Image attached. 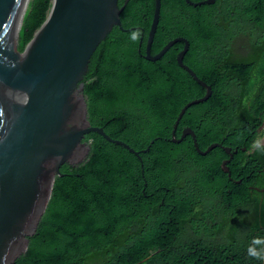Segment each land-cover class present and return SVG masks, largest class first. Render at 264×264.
I'll use <instances>...</instances> for the list:
<instances>
[{"label": "trees", "instance_id": "16d2710c", "mask_svg": "<svg viewBox=\"0 0 264 264\" xmlns=\"http://www.w3.org/2000/svg\"><path fill=\"white\" fill-rule=\"evenodd\" d=\"M52 1H29L20 52ZM160 3L151 56L186 39L184 64L212 91L188 108L176 138L191 128L202 152L219 146L202 155L191 135L172 142L182 109L207 89L178 63L185 42L146 59L155 0H129L121 13L128 30L114 26L98 47L83 95L91 126L138 154L98 134L85 137L88 156L62 165L66 175L56 176L14 264H264L247 254L249 246L264 254V149L253 146L264 145V0Z\"/></svg>", "mask_w": 264, "mask_h": 264}, {"label": "water", "instance_id": "95a60500", "mask_svg": "<svg viewBox=\"0 0 264 264\" xmlns=\"http://www.w3.org/2000/svg\"><path fill=\"white\" fill-rule=\"evenodd\" d=\"M29 1L0 0V264H14L26 254L29 238L36 233L48 206L56 176L66 175L62 165L71 163L81 149L89 154L85 137L98 134L138 154L128 144L113 141L103 129L91 126L83 95V80L98 47L114 26L128 30L123 27L121 13L129 0L122 7L119 0H53L46 20L20 52V31ZM186 2L197 7L215 4L216 0ZM160 7V0H155L145 57L157 61L176 43L185 42L178 63L207 89V94L182 109L172 142L181 143L191 135L196 149L206 155L219 145L212 144L202 152L191 128L185 129L180 139L176 130L188 108L208 101L212 91L184 64L190 48L186 39L169 41L151 56ZM228 163L221 165L225 172H230Z\"/></svg>", "mask_w": 264, "mask_h": 264}, {"label": "clouds", "instance_id": "9594fccd", "mask_svg": "<svg viewBox=\"0 0 264 264\" xmlns=\"http://www.w3.org/2000/svg\"><path fill=\"white\" fill-rule=\"evenodd\" d=\"M139 33L137 31H133L132 34H131V38L133 40H135L137 37H138ZM254 147H256L257 149H264V145H261L259 143V141H256L254 142ZM262 243L261 240L259 239H254L253 240V244H260ZM247 254L251 257H256V258H259V259H264V254H262L260 251H258L257 249H255L254 247L252 246H249L247 248Z\"/></svg>", "mask_w": 264, "mask_h": 264}, {"label": "flooded vegetation", "instance_id": "af4514ba", "mask_svg": "<svg viewBox=\"0 0 264 264\" xmlns=\"http://www.w3.org/2000/svg\"><path fill=\"white\" fill-rule=\"evenodd\" d=\"M238 39L246 40V39H247V36H243L242 38L239 37ZM85 143H87V142H85ZM87 154H88L87 151H85L84 149H81V150L77 151V152L74 154L73 159H72V162H71L72 164L69 163V162H67V163H69V164H71V165H77L78 163H81L82 161L85 160ZM65 164H66V163H65Z\"/></svg>", "mask_w": 264, "mask_h": 264}]
</instances>
